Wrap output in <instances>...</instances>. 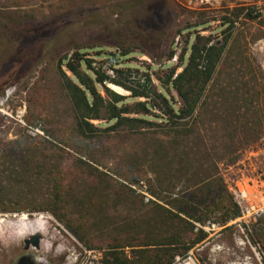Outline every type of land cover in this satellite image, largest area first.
Instances as JSON below:
<instances>
[{
  "label": "rangeland",
  "instance_id": "374dc122",
  "mask_svg": "<svg viewBox=\"0 0 264 264\" xmlns=\"http://www.w3.org/2000/svg\"><path fill=\"white\" fill-rule=\"evenodd\" d=\"M250 5L249 0H0V70L8 68L13 50L14 57L24 56L26 30L46 28L39 38L46 43L40 62L0 93V222L37 217L48 222L36 243L7 234L0 223V264H20L21 258L28 259L22 264H103L113 246L133 256L141 248L135 244L181 233L189 245L200 230L205 239L176 264L188 258L196 264H264V215L256 221L228 217L233 211L227 205L236 200L224 178L243 167L239 161L250 149H264V5L252 15ZM198 35L229 43L223 72L207 87L196 124L189 115L168 118L156 94L177 109L183 106L168 80L173 69L182 71ZM116 48L131 50L126 64L150 76L149 98L107 86L126 97L119 104L129 106L125 115L148 123L111 129L115 120L103 111L89 120L97 129L92 133L78 124L65 87L66 78L77 79L63 58L79 50L102 57ZM141 102L155 105L144 113ZM249 103L257 114L241 126L242 106ZM227 113L236 129L222 122ZM194 128L222 141L232 134L235 141L229 150L200 148ZM180 207L187 212H179L182 220L175 217Z\"/></svg>",
  "mask_w": 264,
  "mask_h": 264
},
{
  "label": "trees",
  "instance_id": "16d2710c",
  "mask_svg": "<svg viewBox=\"0 0 264 264\" xmlns=\"http://www.w3.org/2000/svg\"><path fill=\"white\" fill-rule=\"evenodd\" d=\"M249 12L250 15H252V10ZM230 23L229 29H232L234 27V22L230 21ZM45 33L46 28L44 27L37 29L29 28L26 30V41L20 46L21 49L25 51L24 56L22 58L14 57L13 54L16 50H13L12 56L9 58L10 63L7 65L8 68L0 70V93L3 92L4 87L9 83L16 82L25 74L27 75L30 73L40 62L41 58H38V56L43 55L42 52L44 44L46 43L39 38H42ZM39 41L41 42L38 43ZM228 43L229 40L227 39L221 44H216L211 43L209 39L204 36L198 35L196 37V40L191 45L188 62L184 65L182 71L178 73H176L177 69H173L168 80L169 84L175 87L176 91L182 98L184 103L183 106L177 109L173 104H168V101L162 96V94H156L157 97L162 99L166 113L169 115L168 118L178 119L189 115L192 118L194 117L196 124H198L201 109L203 105L207 103L205 102L206 99L203 100L205 91L210 83H212L215 78L223 72V63L227 60L224 58V52L227 49ZM122 52L127 55L131 50H123ZM184 57V53L179 55L182 64ZM63 61L77 79V81H73L71 78H66L65 87L70 92L73 106L77 114L78 124L81 128L86 126L89 131L92 133L95 132L97 129L89 120L101 118V113L103 111H107L109 119L115 120V124L111 126V129L121 125L134 127V125L139 122H147V120H145L146 118L143 117L138 118L125 115L130 112L129 106L126 105L120 107L119 104L122 103L126 97L111 90L105 84V81L108 79L107 76L92 68L91 60L84 58L80 50L71 57L65 56ZM81 63H84L86 70H82ZM20 67L22 69L19 70ZM119 75L121 78L124 77L126 79L127 73L120 71ZM121 78L113 81L122 85L126 89L131 90L133 96H145L149 98L145 89L141 90L128 86L121 80ZM99 85L104 88L106 96L101 93ZM140 105L142 106L144 113H148L155 104L152 102H141ZM242 107L244 110L241 117L244 118L243 120L239 118V123L241 126L243 125L247 127L251 124V118L249 117H255L257 113L254 110L255 106H253L252 103H249L246 106L243 105ZM199 113L200 115H198ZM227 114L228 115L222 117V122L225 123L226 127L236 129V121L232 116V113ZM200 131V129L196 130L194 128V131L191 133H195V139L200 148L209 150V146L213 149L222 146L224 149L229 150L235 141V137L232 136V134L222 141L219 136H210L209 134ZM231 197L233 196L231 195ZM232 205V207L227 205L226 209H231L233 211L230 212L228 217L240 216L241 211L239 205L236 202H233ZM207 209L208 208L204 206H197L198 211H205L206 214L209 213V210ZM181 211L186 212L183 207H180L178 208V213L175 214V217L181 219L179 213ZM190 215L191 217H196V214L194 213ZM206 216L207 215H205V217ZM197 219H201V217H198ZM192 226H194V224H192ZM206 235L207 234L204 230H200L196 240L189 245L183 243L184 237L181 233H175L162 241L152 240L151 242H146V244H135L134 246H139L141 248L135 250L133 256L127 254L125 250L113 246L105 252L102 261L103 264H176L178 256H181L182 259L186 258L189 255V250L194 247V244L203 241Z\"/></svg>",
  "mask_w": 264,
  "mask_h": 264
},
{
  "label": "built area",
  "instance_id": "2783aa9c",
  "mask_svg": "<svg viewBox=\"0 0 264 264\" xmlns=\"http://www.w3.org/2000/svg\"><path fill=\"white\" fill-rule=\"evenodd\" d=\"M192 1V0H191ZM201 4H213L222 0H196ZM252 13L257 14L262 11L261 4L264 0H249ZM91 60V66L107 76L106 85L113 88L123 87L115 83L113 80H119L120 71L127 73L126 79L121 78L128 86L137 89H145L150 83V76L147 72L140 68H134L126 64L125 56L119 48L100 57L84 56ZM248 156L239 161L243 167H239L236 171L224 175L225 182L234 195L236 202L241 208V215L237 220L248 219L256 221L264 215V149H250ZM261 159V160H260ZM260 160V161H259ZM238 163V164H239ZM260 164L261 167L258 165ZM257 167L261 169L260 173H252ZM150 199V197H147Z\"/></svg>",
  "mask_w": 264,
  "mask_h": 264
},
{
  "label": "bare ground",
  "instance_id": "6f19581e",
  "mask_svg": "<svg viewBox=\"0 0 264 264\" xmlns=\"http://www.w3.org/2000/svg\"><path fill=\"white\" fill-rule=\"evenodd\" d=\"M0 223L4 225V228L7 234H10L11 236H15V237L28 236L32 238L38 234L45 233V231L48 229V222L44 218H41V217L29 218V219H26V218L4 219ZM62 245L58 247L57 249L58 251L63 250ZM178 264H196V263L193 258H188Z\"/></svg>",
  "mask_w": 264,
  "mask_h": 264
},
{
  "label": "water",
  "instance_id": "95a60500",
  "mask_svg": "<svg viewBox=\"0 0 264 264\" xmlns=\"http://www.w3.org/2000/svg\"><path fill=\"white\" fill-rule=\"evenodd\" d=\"M39 235L40 234H38V235H36V236H34V237H30L31 239H32V241H34L35 243L38 241V239H39ZM20 262V264H22L23 262H28V259H26V258H21V260L19 261Z\"/></svg>",
  "mask_w": 264,
  "mask_h": 264
}]
</instances>
